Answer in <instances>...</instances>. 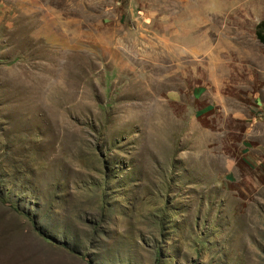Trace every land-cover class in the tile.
Listing matches in <instances>:
<instances>
[{
	"label": "rangeland",
	"instance_id": "374dc122",
	"mask_svg": "<svg viewBox=\"0 0 264 264\" xmlns=\"http://www.w3.org/2000/svg\"><path fill=\"white\" fill-rule=\"evenodd\" d=\"M264 0H0V264H264Z\"/></svg>",
	"mask_w": 264,
	"mask_h": 264
},
{
	"label": "trees",
	"instance_id": "16d2710c",
	"mask_svg": "<svg viewBox=\"0 0 264 264\" xmlns=\"http://www.w3.org/2000/svg\"><path fill=\"white\" fill-rule=\"evenodd\" d=\"M256 36L260 42H264V22L257 25Z\"/></svg>",
	"mask_w": 264,
	"mask_h": 264
}]
</instances>
